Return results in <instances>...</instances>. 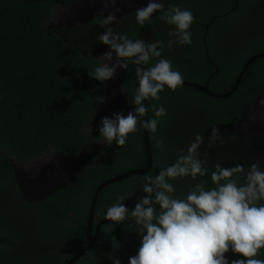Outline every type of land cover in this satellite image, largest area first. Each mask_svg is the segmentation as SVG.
<instances>
[{"label":"trees","instance_id":"1","mask_svg":"<svg viewBox=\"0 0 264 264\" xmlns=\"http://www.w3.org/2000/svg\"><path fill=\"white\" fill-rule=\"evenodd\" d=\"M73 1L0 0V264H66L87 246V208L96 189L108 180L145 168L141 120L138 131L129 134L123 147L118 148L115 142L107 145L86 163L74 185L69 184L54 197L35 205L20 199L16 192L8 158L28 161L57 153L74 160L103 144L99 130L88 128L99 104L101 82L89 74L100 66L96 60L99 37L106 31L102 20L95 17L90 23L66 30L47 28L53 9ZM171 5L192 12V43L186 47L174 44L170 51L166 40L172 39L170 32H155V39L163 41L165 47L161 57L151 58L142 67L154 66L165 58L182 74L183 82L207 86L215 95L229 93L244 64L264 54V0H174ZM126 24L119 22L114 32L119 28L121 35L135 41L138 24ZM166 27L174 28L163 20L157 28ZM127 63L119 112L125 116L134 112L138 88L136 65L130 59ZM263 90L264 58H259L245 70L237 90L228 98L215 99L184 86L175 91L165 86L158 101L149 98V119L156 118L153 107L163 105L167 110L159 118L157 132H149L151 169L99 193L93 229L98 222L107 221V209L117 202L134 209L138 199L147 195L142 190L144 176L155 177L181 154H187L197 134L203 137L199 159L206 160L208 172L196 180L185 177L168 181L175 188L174 198H186L196 183L205 182L206 189L215 187L211 173L216 164L222 168L243 165L246 173L256 163L264 171L258 147L262 138L240 121ZM213 126L220 129L223 143L217 140L209 147ZM157 140H163L164 151L157 147ZM244 182L241 175L238 183ZM121 195L130 198L118 201ZM115 227V223L103 224L101 241L75 264H113L110 256L129 264L127 249L134 256L141 243L139 226L129 214L120 223L121 244L116 240ZM225 256L229 264L242 258L231 251ZM255 258L264 260V249Z\"/></svg>","mask_w":264,"mask_h":264},{"label":"clouds","instance_id":"2","mask_svg":"<svg viewBox=\"0 0 264 264\" xmlns=\"http://www.w3.org/2000/svg\"><path fill=\"white\" fill-rule=\"evenodd\" d=\"M113 2L102 0L104 9ZM163 8L162 3L149 0L146 7L136 9V22L143 26L153 13L160 11L158 18L174 26L167 47L191 44L192 12L175 5H169L166 11ZM115 21V11H110L101 24L109 26ZM99 41L109 48L100 60L108 62L101 63L89 74L94 79L101 83L110 80L118 69L128 68L127 59L136 65L138 88L133 99L134 112L126 116L121 112L114 113L113 118L103 117L99 127L104 141L108 145L115 142L120 148L126 144L130 133L138 131L137 124L150 110L144 101L149 98L158 101L165 86L175 91L183 84V76L173 70L171 61L165 58H160L154 66L142 67L149 64L151 58L161 57L165 47L161 40L133 41L107 27ZM151 110L156 118L143 120L141 127L155 134L159 118L166 115L167 110L163 105ZM217 140L223 143V136L220 129L213 126L209 147ZM202 143L203 137L197 134L187 154H181L175 163L161 169L155 177L145 175L142 190L147 195L138 199L134 209L129 210L121 202L107 209L105 220L121 223L130 214L139 226L141 243L137 253L129 257V264H229L225 256L229 251L242 257L232 260L231 264H264V260L255 258L264 249V204L259 203L264 201V171L256 163L246 173L243 165L222 168L216 164V170L211 173L215 187L206 189L205 182L196 183L186 198H174L175 188L168 181L185 177L196 180L197 176L207 174L206 160L199 159L198 149ZM157 147L165 150L163 140H157ZM241 175L245 177L243 184L238 183ZM126 198L130 197L121 195L117 199L124 201ZM109 258L113 264H121L118 258Z\"/></svg>","mask_w":264,"mask_h":264},{"label":"flooded vegetation","instance_id":"3","mask_svg":"<svg viewBox=\"0 0 264 264\" xmlns=\"http://www.w3.org/2000/svg\"><path fill=\"white\" fill-rule=\"evenodd\" d=\"M89 1L90 0H74L68 6H56L51 13L50 20L48 21V25H47L48 30L49 31L55 30L57 28H61V29L66 30V29L71 28L75 24L90 23L95 17L101 18V20H102L104 17L107 16L106 14L97 11V12H94L92 14V18L90 19L89 22L74 23V24L70 25L69 27H67L66 23H68V22L65 21L64 13L66 15V13L69 12V9L73 6H75L77 3L89 2ZM91 1L95 2L97 4L102 3V0H91ZM129 1H132V3L136 2V0H114L113 3L109 4V5H114V4H118V2H120L122 4L127 5V7L118 6L119 9H118V14H116V21L109 26H104L103 30H106L107 27H111L113 29H116L119 22H122V25H125V23L130 24V25L138 24L136 22V18H135V11L138 8L146 7L149 0H137V2L141 3L143 6L142 7H136V9H130L128 7ZM173 1L174 0H156V2L162 3L163 6L166 7L167 9ZM72 14L73 13H70V15H72ZM160 14H161L160 11L153 13L152 18L150 20L146 21L143 26H141L139 24L135 25L137 28L136 40L137 39H144L146 42H154V41H156L155 35H154L155 32L166 34L167 31L172 32L174 30V28H169V27H166L164 29L157 28L162 23V20H159V18H158L160 16ZM122 31H125V28L122 29ZM117 33L121 34L119 32V28H118ZM166 40L168 43V39H166ZM103 46H107V45H104L103 43H101L99 46L98 54H100V51L102 50ZM179 47H186V44L185 45H179ZM167 49H169V48L167 47ZM169 50L171 51V49H169ZM97 58L98 57L96 56V59ZM263 97H264V90L255 98L253 103L247 108V110H249V109L251 110L256 104H258L262 100L260 106L257 108V110L254 111L256 114V117H257V121L252 122L253 124L251 125L254 128H256V126L258 125L257 124L258 121L261 122V124H262V125H259L260 127L264 126V99H263ZM247 110L241 116V119H240L241 123H242V118L247 113ZM97 111H98V109H97ZM111 112L114 113L115 110L112 109ZM261 116H263L262 117L263 119L261 118ZM98 122H99V120H98ZM95 124H96V121H95ZM91 126L92 125H88V128L92 129ZM100 126L101 125L96 124L95 128L97 131L99 130ZM255 133H257V132L255 131ZM259 136H261V135H259ZM263 137L264 136H261V138H263ZM102 142H103V144L101 143V144H97V145L93 146L89 150V152H85V153L81 154L80 157L75 158L74 160L65 159V158L59 156L57 153L45 154V155H42L38 158H35L33 160H28V161L18 160L15 158H8L9 165H10L11 170H12L14 186H15L16 192H17L18 196L20 197V199L26 201L29 204H35V205L40 204L45 199H49L51 197H54L55 194L64 190L69 184L74 185V179L81 173L82 169L85 168L86 163L93 160V158L95 156L99 155L101 153V151L103 149H105L106 146L108 145L104 140ZM87 156H88V158H87ZM35 191L41 192L42 197H39L38 199L33 198L34 200L32 198H29L27 195L28 194L27 192H35ZM88 208H87V211H88ZM95 220L96 219L94 218L93 222ZM104 222H106V221H100L98 223H104ZM101 226H100V228H101ZM86 228H87V224H86V227L84 230L85 240H86ZM100 228L98 229L97 233H95L96 228L93 229V227H92L93 230L91 232V235L94 236V235L98 234V241L97 242H100L102 239V237H101L102 235L100 233ZM119 229L120 228H118L116 225L115 231H114L116 240H118L117 237H118ZM86 242H87V240H86ZM118 242H119V244H121V242L119 240H118ZM123 246H125V245H123ZM127 251H128V249H127ZM130 255H131V250L129 252V256H128V252H127V259L128 260H129V257H131Z\"/></svg>","mask_w":264,"mask_h":264},{"label":"water","instance_id":"4","mask_svg":"<svg viewBox=\"0 0 264 264\" xmlns=\"http://www.w3.org/2000/svg\"><path fill=\"white\" fill-rule=\"evenodd\" d=\"M129 5L128 7L130 9H136V7H142L143 5L139 2H134L132 3V1L128 2ZM118 6L120 7H127V5L122 4L120 2H118V4H114V5H109V7L107 9H104L103 3H95L92 2L91 0L89 2H80L77 3L75 6L71 7L69 9V12L64 13V17H65V21H67L68 23H66L67 27H69L70 25L74 24V23H79V22H89L90 19L92 18V14L94 12H102L106 15H108V12L110 11H115V15L118 14V11H116L118 8ZM70 13H73L72 15H70ZM109 48L108 46H103L102 50L100 51V54L97 55V61L99 62V64L101 65V63H106L108 61H102L100 60V57L103 56V54L108 51ZM259 58H264V54H260L257 55L256 57L250 58L243 66L241 72L239 73L238 77L236 78V81L231 89V91L227 94L224 95H215L213 93H210L207 90V86H199L196 84H191V83H187V82H183V84L181 86L184 87H190L193 88L195 90H198L199 92L206 94L208 97H212L215 99H224V98H228L230 97L238 88L241 78L244 75L245 70L250 66V64H252L256 59ZM115 61V54L113 53V62ZM127 73V69L126 70H120L118 69L117 72L114 74V76L108 80L105 81L103 83H101L100 85V89L98 91L97 97L99 99V104H98V112L95 113V115L93 116L92 122L90 125H92L95 121H98L100 119H102L103 117H109V118H113V114L114 113H119L121 110V104H122V97H121V87L124 83L125 80V76ZM264 99V97H263ZM262 101V100H261ZM261 101L256 104L251 110H247L246 115L242 118V123L245 124H253L252 122H256L257 121V117L255 114V110H257V108L260 106ZM145 107H148V100L144 101ZM114 109L115 112L112 113L111 110ZM263 116H261L262 118ZM263 119V118H262ZM143 120L147 121L149 120V111L148 113L142 118V123ZM244 120V121H243ZM257 126H256V132H260L263 133L264 132V126L260 127L259 125H262L261 122H257ZM143 143H144V153H145V168L142 170H135V171H130L127 172L117 178L108 180L106 182H104L102 185H100L96 191L93 193L92 195V199L90 201L89 204V208H88V222H87V228H86V240H87V246L84 247L82 250H80L79 252H77L71 259H69L67 261L66 264H75L78 260H82L84 258V255L87 253V251H89L90 248H92L96 242L98 241V234L92 236L91 232H92V227H93V220H94V210H95V206H96V201L98 198L99 193L107 186L114 184L116 182L122 181L124 179H128L130 177H134V176H142L144 174H146L150 169H151V164H152V160H151V151H150V145H149V132L143 128ZM88 158V156H87ZM28 197L29 198H35L38 199L41 196V192H27ZM34 200V199H33ZM37 201V200H36ZM105 223H113L111 221H106L104 223H98L95 233H97L98 229L100 228V226L102 224ZM117 227L120 228V223H116ZM118 238V237H117ZM129 252L130 249L128 248V256H129Z\"/></svg>","mask_w":264,"mask_h":264},{"label":"rangeland","instance_id":"5","mask_svg":"<svg viewBox=\"0 0 264 264\" xmlns=\"http://www.w3.org/2000/svg\"><path fill=\"white\" fill-rule=\"evenodd\" d=\"M98 112V111H97ZM101 120V119H100ZM99 120V122L98 121H96V124L97 125H101V121ZM98 122V123H97ZM96 124L94 123L93 125H92V127H96ZM248 126H250L251 128H252V131H253V133L255 134V136L256 135H261V136H264V132L263 133H260V132H257V133H255V128L254 127H252L251 125L252 124H247ZM263 140H260L259 141V143H258V147H259V159H260V162H264V137L262 138Z\"/></svg>","mask_w":264,"mask_h":264}]
</instances>
